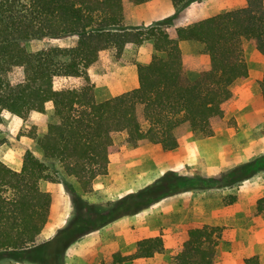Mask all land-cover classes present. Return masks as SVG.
I'll return each mask as SVG.
<instances>
[{
    "label": "trees",
    "instance_id": "1",
    "mask_svg": "<svg viewBox=\"0 0 264 264\" xmlns=\"http://www.w3.org/2000/svg\"><path fill=\"white\" fill-rule=\"evenodd\" d=\"M149 1L0 0V131L5 113L27 120L53 107L37 140L41 157L25 152L19 172L0 162V256L6 264H60L63 251L85 234L193 188L194 182L167 172L105 209L95 212L85 205L90 217L75 216L54 238L39 242L51 203L40 183L74 178L84 194L91 193L92 182L107 174L109 157L118 151L114 136L125 134L124 143L132 147L147 144L167 152L179 146L184 133L212 137L235 124L226 118L230 87L248 76L243 41L264 58V0H245L239 9L179 25H171V17L147 27L123 26L131 7ZM195 1L201 0H170L176 12ZM66 38L74 40L33 53L25 47L33 40ZM181 43H193L200 51L184 55ZM142 46L150 48L151 56L136 66L138 87L97 102L90 72L101 56L113 51L118 59L127 47ZM15 68L23 78L12 83L7 75ZM259 88L264 104V73ZM262 170L264 155L223 178L227 186H237ZM263 211L261 198L256 213ZM221 236L219 227L188 230L171 263L214 264ZM163 250L161 237L147 238L137 243L134 254L114 252L102 264L145 261ZM244 264L264 262L252 257Z\"/></svg>",
    "mask_w": 264,
    "mask_h": 264
},
{
    "label": "rangeland",
    "instance_id": "2",
    "mask_svg": "<svg viewBox=\"0 0 264 264\" xmlns=\"http://www.w3.org/2000/svg\"><path fill=\"white\" fill-rule=\"evenodd\" d=\"M199 2L204 5L208 3L207 10H205L208 11L206 18L239 9L245 4V0H201ZM171 25L175 24L172 22ZM73 40L74 38L33 40L27 42L25 47L28 52L33 53L48 46H65ZM180 50L184 55H197L200 48L193 43H181ZM242 50L248 69V78L232 85V99L226 106V118L234 121L235 124L218 129L217 140H208L191 132L181 135L180 144L176 149L187 151L195 147L201 148L203 155L194 158L198 162L197 160L183 161L185 159H180L176 164L175 159L181 157L179 152L163 155L159 147L147 144L132 147L124 143L125 134L114 136L113 141L117 145L118 151L112 158L110 174L113 180L111 185L115 188L113 194L119 192L120 189L123 192L119 196L114 195L117 198L114 201H110L108 199L110 197L105 200L103 197L99 199L98 195L89 193V198L91 201L93 200L90 204L87 202L90 210L97 212L100 209H105L110 203L153 184L167 172L181 175L195 184L192 189L188 188L179 194L161 198L140 213L113 222L115 224L122 221L118 228H113L116 232L112 230L113 223H111L85 234L84 236L101 233L98 235V238L103 237L99 238L100 242L104 245L111 244L107 250L101 253L102 261L108 254L114 252H119L123 256L132 255L139 241L156 236L163 240L164 250L162 253L151 260L126 264H172L174 251L182 243L186 232L190 229L210 226L222 229L214 264H244L246 259L252 257H257L261 262H264V211L256 213L257 201L264 198V170L237 186H227L223 178L232 169L264 155V105L259 108L254 104L256 110L250 111L251 107L246 104L248 100H252L256 96V87L259 86V80L262 77L260 68L263 60L247 41L242 42ZM149 56H151V51L148 46L127 47L118 59L113 51L104 53L101 56L100 64L90 72V80L92 83L94 81V92L97 88L101 95L107 93V97L118 96L121 89L127 85L125 86V82L115 74V67L126 66L133 59H139L142 62ZM126 58L127 60H125ZM138 64L141 63L135 65ZM7 78L12 83L21 81L22 70L15 68L7 75ZM244 89L248 91L247 96L244 94ZM50 111L49 116L53 113V107L47 106L44 114L32 113L27 120L8 113L3 114V125L0 131V138L3 140V144L0 146V162L5 160L14 166L19 159L22 160L27 151L32 152L36 158L41 157L37 148V140L45 132ZM148 157L153 160V177H149V173L142 176L139 174L140 172H137V175H131V170H123L127 167L123 164L125 161L129 162V166H134L139 164L138 160L146 161ZM167 157L170 160H167ZM169 161H172V166L176 168L167 167ZM1 163L6 166L3 162ZM6 167L16 172L8 166ZM122 179V183L116 182V180ZM43 183V188L47 190L50 186L45 185L51 183ZM58 184L69 187L67 179ZM125 189L132 192L127 193ZM231 198L235 199L232 203H230ZM96 200L98 202H94ZM76 208L69 220L75 216L90 217L86 210L81 212ZM83 237L68 245L63 251L60 264L65 263L69 248L83 240ZM254 237H256L255 240H253ZM39 242L44 241L39 240ZM97 259L99 257L91 258L92 262ZM7 262L4 256H0V264Z\"/></svg>",
    "mask_w": 264,
    "mask_h": 264
},
{
    "label": "crops",
    "instance_id": "3",
    "mask_svg": "<svg viewBox=\"0 0 264 264\" xmlns=\"http://www.w3.org/2000/svg\"><path fill=\"white\" fill-rule=\"evenodd\" d=\"M207 4L208 3H206L204 5L199 1H195V2H192L191 4H189L187 7H185L181 11L176 12L174 7L172 6L170 0H151L149 2H146V3H143V4H140V5H137V6L130 8L128 14L125 17L124 26L126 28L147 27V26H151L153 24L159 23V22H161L165 19L171 18V17H174L173 23L175 25L189 23V22H192L195 20L206 18L205 16L208 15L207 14L208 11H205V10H207L206 9ZM259 56H260L261 60H263L261 68H260L261 69L260 72L263 74L264 73V58L260 54H259ZM122 59L124 60V57ZM125 60H127V58ZM149 60H150V56L148 59L143 60L142 62L139 59H136V60L133 59V61H131V63L129 61V64L126 66H122V67L116 66L115 67V69H114L115 74H117V76L119 77V79L121 81L125 82V86L127 85L126 87L121 89L119 95L126 93V92H129L131 90H134L138 87L137 67H136L137 65H135V64L136 63L146 64L149 62ZM247 78H248V76H247ZM247 78H245L243 80H246ZM243 80H237L234 83H236L238 81H243ZM93 83H94V81H93ZM232 85L230 87V91L232 90ZM244 90H245L244 94H245V96H247L248 91H247V89H244ZM256 90H257V93H256L255 98L252 100H248V102H246V104L249 107H251V108H249L250 111L256 110L254 108V104L256 106H258L259 108H260V106L264 105L263 101H262L259 86L256 87ZM94 93H95V100L97 102H104V101L112 98L109 96L107 97L106 96V95H108L107 93H104L103 95H101L97 91V88H96ZM50 113H51V111L48 113V116L50 115ZM217 132L218 131H216L212 137H203V138L208 139V140H214V139L217 140V138H218V137H216ZM198 136L200 137V135H198ZM125 137H126V135H125ZM156 147H159V146H156ZM177 152H179L181 157L175 159L176 164L179 163L178 161L180 159H185L183 161L197 160V159H194L195 156L196 157L198 156V158H199L203 155L201 153V148H199V147L191 148L187 151L186 150L181 151L180 149H175V150L167 151V152L162 151L161 153L164 155V154H172V153L176 154ZM114 154H112L109 157L107 174L103 175V176H98L92 182V192L91 193L98 195L99 199H102V197H103V199L105 200L106 198L110 197L108 199H110V201H114L117 199L115 196H119L123 192L122 189H120L119 192H116V194L115 193L113 194V190L115 188H113L111 185L113 178H112V175L110 174V168H111V163L113 160L112 158H113ZM167 160H170V158H168ZM1 162H3L6 166H8L9 168H11L12 170H14L16 172L20 171V169L22 167V160L21 159H19V161L17 163H15L14 166L10 165L5 160H2ZM152 162H153V160L151 157H148L146 161H144L142 159L138 160L137 163H139V164H136L134 166L133 165L129 166V162L125 161V163H123V164L126 165L127 167H125L123 170H126V171L131 170L132 171L131 175H137L138 174L137 172H140L139 174L144 176V175H147L149 173L148 176L150 177L153 175V172H154L152 170V168H153ZM171 162L172 161H169L167 163V167H171V169L176 168V167L172 166ZM197 162H198V160H197ZM132 177H134V176H132ZM67 182L69 184V187L65 186V185L63 186V185L58 184V183L57 184H49V185H47L45 183L46 184L45 186H50V187H48L47 190L43 188V186H44L43 182H41L39 185V188L42 192L48 193L50 195L51 203H50V207H49V214H48L47 222L44 225V228H43V230L39 236L38 241L39 240L49 241L52 238H54V236L57 234V232L66 226L69 218H71L72 217L71 215L75 212L74 211L75 207H77L76 209H78L82 212L85 210L84 206L88 204L87 202H89V204H90L93 201V200L91 201L88 194H84L82 192L79 185L75 182L74 178H67ZM116 182L122 183L123 179L122 180H116ZM144 185H146V184H144ZM126 192L131 193L132 191L127 189ZM74 195H76V197L78 199L76 198V200H74ZM94 202H98V200H96ZM99 202H100V200H99ZM83 217H84V215H83ZM120 222H122V221H119L115 224L113 223L112 230L115 231V229H113V228H118V226L120 225ZM98 235H101V233H99L97 235H96V233H93V234H89L87 236H84L83 240H81L77 244L70 247L69 250L67 251V256H66L64 264H102V260L100 259L101 253L103 251L107 250L108 249L107 247L111 244L104 245L102 242H100L101 241L100 239H102L103 237L100 236L99 237L100 239H99ZM116 236L118 237L117 233H116ZM153 237H156V236H152L150 238H153ZM145 239H147V238H145ZM255 239H256V237H254L253 240H255ZM95 240H99V241L96 242ZM157 255H155V256H157ZM97 257H99V259L92 262L91 258H97ZM149 260H151V259H149ZM135 262H138V261H135ZM19 264H22V263H19Z\"/></svg>",
    "mask_w": 264,
    "mask_h": 264
}]
</instances>
